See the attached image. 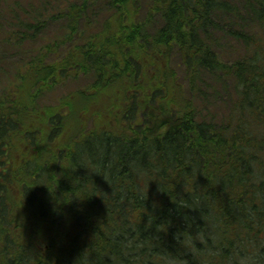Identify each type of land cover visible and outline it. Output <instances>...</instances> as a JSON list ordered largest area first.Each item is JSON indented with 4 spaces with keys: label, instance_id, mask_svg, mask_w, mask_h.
I'll return each mask as SVG.
<instances>
[{
    "label": "trees",
    "instance_id": "trees-1",
    "mask_svg": "<svg viewBox=\"0 0 264 264\" xmlns=\"http://www.w3.org/2000/svg\"><path fill=\"white\" fill-rule=\"evenodd\" d=\"M0 60V264H264V0H0Z\"/></svg>",
    "mask_w": 264,
    "mask_h": 264
},
{
    "label": "rangeland",
    "instance_id": "rangeland-1",
    "mask_svg": "<svg viewBox=\"0 0 264 264\" xmlns=\"http://www.w3.org/2000/svg\"><path fill=\"white\" fill-rule=\"evenodd\" d=\"M20 1L21 0H19V2ZM58 1L59 0H56V1L51 0V2L53 4H57ZM140 2H141V5L143 7V10H144V6H145L146 2H148V0H140ZM94 8H96V6ZM5 17L9 18V14H6ZM230 53H231V50L224 51V56H226V58H228V60H231L233 58V54H230ZM5 63H6V61L0 60V73H2V71H3V73L6 74V73H9L10 71H12L14 69L11 64H9V63L5 64ZM77 85H78V83L77 84L76 83H66L62 88L58 89L54 93H50L48 96L45 97L44 100L42 99L41 102L52 104L58 97H60L63 94H66L67 92L75 89L77 87ZM215 106L218 109L221 107V104L217 103ZM199 110H200V112L202 111V109H199ZM211 112L215 113V109H212Z\"/></svg>",
    "mask_w": 264,
    "mask_h": 264
},
{
    "label": "clouds",
    "instance_id": "clouds-1",
    "mask_svg": "<svg viewBox=\"0 0 264 264\" xmlns=\"http://www.w3.org/2000/svg\"><path fill=\"white\" fill-rule=\"evenodd\" d=\"M256 249H252L248 254L241 258V264H261V257L257 254ZM168 264H176L175 261H169Z\"/></svg>",
    "mask_w": 264,
    "mask_h": 264
}]
</instances>
